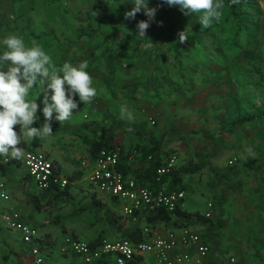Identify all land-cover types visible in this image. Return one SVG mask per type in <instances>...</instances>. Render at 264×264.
I'll return each mask as SVG.
<instances>
[{
	"label": "rangeland",
	"instance_id": "obj_1",
	"mask_svg": "<svg viewBox=\"0 0 264 264\" xmlns=\"http://www.w3.org/2000/svg\"><path fill=\"white\" fill-rule=\"evenodd\" d=\"M109 2L110 0H106L101 4L97 0H52L51 4H47V0H0V39L8 34H17L23 37L29 46L35 42L52 57L57 68L66 61L74 65L87 63L90 68V71L88 69L87 71L93 79L97 95L90 103L80 102L71 119L63 124H69L71 128L89 124L91 128L99 127L104 131L108 129L112 120L124 121L137 133H124L123 128L119 129L120 133L121 131L124 133L123 146L133 168L144 169L147 165L142 157L137 156L136 148L139 143H148V133L162 140L164 151L178 156L177 165L209 159L215 171L205 168L199 173L184 177L187 185L186 207L192 212L207 213L208 205L211 203L212 219L217 221L222 217L225 221L226 227L222 231V253L220 254L218 250L213 251L218 262L223 256H232L236 258L234 264H264V259L257 258L258 250L251 245L255 235H258L260 240L264 238V222L260 220V212L264 210V196L256 191L264 185V147L255 139L260 128H238L227 134L215 117L224 116L226 113L235 116L232 107L229 109L230 112L224 106L225 100L237 94L238 88L245 90V83L240 81L230 83L227 80V71L225 73L223 70V64L213 61L209 65L200 64L201 69L196 76L194 90H186L184 84L177 80L178 84L173 85L174 90L169 92L164 101L145 99L143 97L147 92L145 88L137 91L136 98H133L131 94L133 87L130 84L139 80L137 75L126 72L118 82H112L108 75L107 63L111 52H114L113 58H116V61L122 59L124 65L141 60L138 54L131 56L135 52V46L123 49V44L128 41L122 30L114 27L106 29L105 22L102 23L103 26L100 25V20L108 18ZM259 3L264 8V0H259ZM155 6L157 7V4ZM154 28L157 31L161 29L156 25L149 26L148 36ZM94 29L100 30L94 37H88L91 31L92 33L95 31ZM135 31L137 32V29ZM27 34L41 37L35 39L28 37ZM144 49L141 48L143 52ZM91 52L96 53L98 69L92 65L95 59ZM163 52L169 53V58L172 59L167 42L163 46ZM248 75L252 79L255 78L251 73ZM41 91L42 87L37 84L30 90L28 97L29 100L37 98L40 108L43 107ZM124 104H127L134 114L132 121L120 117L119 109ZM37 115L40 119L34 122L33 126L39 127L44 123V117L39 113ZM14 129L19 134V125L14 126ZM113 131L110 130V136L113 135ZM21 139H27L23 136L22 130ZM20 146L26 150H42L50 154L62 164H67L69 169L75 167L74 173L78 172L76 170L80 169L81 162L89 156L87 145L83 143L81 137L62 131H54L43 140L33 139L27 143L21 141ZM247 147L252 148V155L245 152ZM261 157L263 158L260 163H255L250 168L243 166L245 161ZM74 173L70 175L71 180ZM235 181H242L245 184L244 188L232 191L227 183ZM76 197L79 202H83L79 196ZM220 198L223 199L222 203ZM4 202L5 200L0 197V207ZM72 206L77 208V205L72 204L65 210L70 208L71 211ZM108 213L118 218L124 217L123 213L113 210L108 205L104 215L103 213L99 217L96 215L97 221L92 225L97 224L95 227L103 229L102 233L110 240L112 231L114 235L118 233L108 224L106 219ZM74 222L59 219L58 223H51L53 232L56 233L54 247L57 244L61 245L64 238L71 234ZM75 224L83 226L79 222ZM203 227H196V231L201 232ZM52 239L54 241V238ZM58 253H60L58 258H51L54 264L63 263L61 260L65 254L61 249ZM4 261L5 259L0 258L1 263ZM153 264H156L155 261Z\"/></svg>",
	"mask_w": 264,
	"mask_h": 264
},
{
	"label": "trees",
	"instance_id": "obj_2",
	"mask_svg": "<svg viewBox=\"0 0 264 264\" xmlns=\"http://www.w3.org/2000/svg\"><path fill=\"white\" fill-rule=\"evenodd\" d=\"M51 1L47 0V4H51ZM97 1L104 4L106 0ZM127 2L130 0H110L107 6L108 18H105L104 21L100 20V25L103 26L102 23L105 22L104 27L106 29L114 27L122 30L128 41L123 44V49L126 48L125 50H127L135 46V52L131 56L138 54L141 56V60L124 65L123 60L116 61V58H113L114 52H111L107 63L110 80L118 82L124 73H133L139 79L130 84L133 87L131 90L133 98H136L137 91L145 88L147 89L143 95L145 99L164 101L169 92L174 90L175 86L173 85L178 84L177 80L184 84L186 90L195 89L196 76L201 69L199 68L200 64L209 65L213 61L221 62L225 73L227 71V80L230 83L232 81L243 82L246 88L245 90L238 88L237 94L229 96L225 100L224 106L227 107L228 111L232 107L235 116L226 113L224 116L217 115L215 117L227 134H231L238 128L259 127L255 139L259 145L264 147V8L260 6L259 0H224L221 20L214 22L208 28L200 25L198 22L199 14L197 13L186 16L177 7L164 5L161 0H150V6L157 9L154 19L150 21V27L156 25L161 29L158 31L156 28L152 29V33L148 36V28L146 30L147 38L143 40L135 35L136 24L140 20H147L148 17L141 11L136 14L134 20L125 19V12L132 7ZM94 30L93 33L92 31L89 33L88 37H94L100 29ZM181 31H185L187 35V40L183 42L179 40ZM27 36L35 39L41 37L35 34H27ZM149 40L153 42V45L150 49H144L143 52L141 48ZM166 42L169 44L170 53H172L171 60L169 53L163 52V46ZM91 53L95 59L92 65L98 69L96 53ZM88 70L90 71V68ZM249 73L253 74L255 78L252 79L250 75L247 76ZM38 113L42 114L39 109ZM51 126L53 132L62 131L81 137L83 143L87 145L92 161L98 157L101 149L120 145L123 150L119 167L124 175L133 178L140 185H149L155 191H186L187 185L184 182L186 175L199 173L205 168L215 171L209 159H201L199 162L177 165L168 175L161 176L158 180V169L165 163L170 153L163 150L162 140L154 138L151 133H148V143H139L136 148L137 156L142 157L148 163L147 166L144 169L133 168L129 162L128 153H125L123 135L126 132L137 133L132 131L122 120H112L108 129L104 131L100 130L99 127L91 128L89 124L71 128L69 124H60L54 119L51 121ZM120 128H123L124 133L122 131L120 133ZM110 130H114L112 136L109 134ZM100 131H102L101 134ZM91 132L94 134L92 135ZM262 158H251L245 161L243 166L250 168L255 163H260ZM21 162L22 159H10L5 163L6 165H20ZM53 163L55 168L61 171L59 163L54 159ZM80 175V172H76L74 178H79ZM227 184L234 192L242 190L245 185L242 181ZM69 185L66 188L53 185L48 190L43 191L42 195L47 197L45 202L42 201L40 195L34 193L28 196V200L33 204L36 211L43 209L52 211L62 204H79L76 209L78 214L91 209L97 212L102 210L103 204L98 199L92 198L86 203L78 202L69 191ZM256 191L264 196V185L257 188ZM114 199L118 200L117 198ZM185 200L186 198L180 200L174 210L161 208L151 212L138 213L139 216L136 221L130 217L118 218L109 213L106 214V219L108 224L119 233V239H128L133 243L149 240L158 224H162L168 229L190 227L196 230V227L204 226L200 232L202 237L214 246V251L218 250L221 254L222 231L226 227L225 221L222 217L215 221L212 216H207L206 213L190 211L185 205ZM220 202H223L222 198H220ZM59 219L60 217H57L54 222L58 223ZM260 220L264 222L263 209L260 212ZM105 239H107L105 235H100L88 243L96 247ZM251 245L252 248L258 250L257 258L264 259V238L260 240L259 236L255 235ZM8 258L9 254L5 256V260L7 261ZM141 258L132 261L130 264H139ZM225 259L227 257L223 256L222 260ZM210 263L219 264L214 254L210 255ZM91 264H114V256H102Z\"/></svg>",
	"mask_w": 264,
	"mask_h": 264
},
{
	"label": "built area",
	"instance_id": "obj_3",
	"mask_svg": "<svg viewBox=\"0 0 264 264\" xmlns=\"http://www.w3.org/2000/svg\"><path fill=\"white\" fill-rule=\"evenodd\" d=\"M122 150L120 145L101 149L93 162L89 183L96 190L123 201L125 218L130 217L136 221L138 213L161 208L174 210L180 200L186 198L184 190L155 191L149 185H140L133 178L126 177L119 167ZM10 159L5 157V162ZM22 163L27 175L32 178L40 191L48 190L53 185L66 188L70 184V178L55 168L53 159L44 151L26 150ZM177 163L178 156L170 155L158 169V180L174 170ZM82 165L86 167L87 162L83 161ZM0 197L5 200L9 198L4 183H0ZM208 207L209 211L206 214L212 216V204L210 203ZM0 226L19 232L23 242L31 246L34 264H43L42 235L37 228L24 222L18 211L7 210L0 213ZM213 247L211 243L204 240L200 232L184 227L169 229L165 233L153 232L149 240L138 243L128 239H105L96 247L68 235L63 240L61 250L80 257L86 264H91L106 255L114 256V264H130L148 254L153 257L156 264H210ZM235 261L236 258L230 256L221 260L219 264H234Z\"/></svg>",
	"mask_w": 264,
	"mask_h": 264
},
{
	"label": "clouds",
	"instance_id": "obj_4",
	"mask_svg": "<svg viewBox=\"0 0 264 264\" xmlns=\"http://www.w3.org/2000/svg\"><path fill=\"white\" fill-rule=\"evenodd\" d=\"M162 2L170 7H177L186 16L191 13L199 14L198 22L204 28L219 22L223 15L224 0ZM127 3L132 7L125 12V19L134 20L141 11L148 17L136 24L135 35L143 40L147 38L146 30L157 9L150 6V0H130ZM179 40H187L185 31L179 33ZM152 45L153 42L149 40L143 47L147 50ZM87 69V63L74 65L67 61L57 68L52 57L41 46L35 42L29 46L17 34H8L0 39V159H22L24 151L19 146L21 141L27 143L28 140H43L51 136L53 119L60 124L69 121L80 102L87 104L93 100L97 91ZM37 84L42 87V108L38 105L37 98L28 99L30 90ZM38 109L43 114L44 123L36 127L33 125L40 119ZM119 112L121 119H134L127 104L122 105ZM17 125L20 127L19 134L14 129ZM21 130L27 139H21ZM245 152L253 154L251 147H247Z\"/></svg>",
	"mask_w": 264,
	"mask_h": 264
},
{
	"label": "crops",
	"instance_id": "obj_5",
	"mask_svg": "<svg viewBox=\"0 0 264 264\" xmlns=\"http://www.w3.org/2000/svg\"><path fill=\"white\" fill-rule=\"evenodd\" d=\"M25 150L26 149L23 148L24 152ZM48 155L52 159L58 161L61 172L65 176H68L70 178V175H73V173L75 172V167L69 169L67 164H62L61 161H59L57 158H53L50 154ZM83 161H86L88 166L83 167L81 165L80 169L78 168V170H76L80 172L81 175L79 178L72 177L73 180H71L70 178L69 191L75 198H77L76 196H79V199H83L82 203L89 202L90 200H92V198L100 200L103 204V208L100 212L91 209L78 214L76 210L78 208V205L77 208H74L72 206L71 211L70 208L69 210H65L67 209V206H71L72 204H62L52 211L50 209L36 211L33 204L28 200V196L33 193L40 195L42 201L45 202L47 200V197L45 195H42V193L44 192L40 191L37 188L35 182L30 179L31 177L27 175V171L22 162L20 165H6L5 158L0 159V183H4L6 185V190L9 195V198L7 200L4 199L5 202L0 207V213L7 210H16L21 214L24 222L37 228L40 231L43 238L41 244V253L44 258L43 264H54L51 258H58V256H60V253H58V251L61 249L63 242L61 245L57 244L56 247L53 246V243H55L56 233L53 232L54 229L51 226V223L54 224V221L57 217H60V219L64 220V222L75 221L73 223L74 228L72 227L70 235H74L75 237L77 236V238L81 240L90 242L96 237L104 235L102 233L103 229L96 228L95 226L97 224L92 225L95 223V221H97L96 215L98 217L99 215H102V213L104 215V211H107L108 205L113 210H117L119 213H123V201L116 200L110 195L102 193L90 185L89 176L94 161H92L89 156ZM79 201L80 200H78V202ZM77 222L82 223L83 226L79 227V224H75ZM168 230L169 229L164 225L158 224L153 232L165 233ZM118 234L115 233L114 235V232L112 231L110 240L119 239L120 237ZM51 238H54V241L53 239L51 240ZM6 250H8L9 252L5 253ZM10 250H12V253H10ZM49 251H52L53 253L50 254ZM8 254V262L5 260L3 263L0 262V264H34V258L31 254V246L23 242L21 234L17 231L8 230L0 226V258L4 260L5 256H8ZM62 259L63 260H61V262L63 263L60 264H86L80 257L73 254H65ZM10 261H12L13 263H11ZM153 261V257L148 254L139 260V264H153Z\"/></svg>",
	"mask_w": 264,
	"mask_h": 264
}]
</instances>
